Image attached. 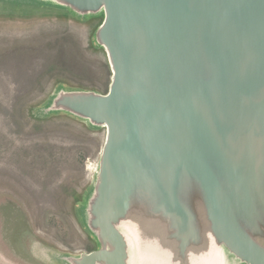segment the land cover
I'll use <instances>...</instances> for the list:
<instances>
[{
    "label": "water",
    "instance_id": "1",
    "mask_svg": "<svg viewBox=\"0 0 264 264\" xmlns=\"http://www.w3.org/2000/svg\"><path fill=\"white\" fill-rule=\"evenodd\" d=\"M55 1L103 11L111 69L105 94L53 102L105 128L88 205L99 247L70 263L128 264L118 225L135 212L188 264L203 212L213 241L264 264V0Z\"/></svg>",
    "mask_w": 264,
    "mask_h": 264
},
{
    "label": "rangeland",
    "instance_id": "2",
    "mask_svg": "<svg viewBox=\"0 0 264 264\" xmlns=\"http://www.w3.org/2000/svg\"><path fill=\"white\" fill-rule=\"evenodd\" d=\"M103 17L55 0H0V264H71L99 247L88 205L105 128L49 106L62 92L108 91L111 69L95 40ZM201 220L205 244L188 264H230ZM118 229L128 264H179L137 213Z\"/></svg>",
    "mask_w": 264,
    "mask_h": 264
},
{
    "label": "trees",
    "instance_id": "3",
    "mask_svg": "<svg viewBox=\"0 0 264 264\" xmlns=\"http://www.w3.org/2000/svg\"><path fill=\"white\" fill-rule=\"evenodd\" d=\"M96 40V39H95ZM96 43H97V45L99 46V47H102V46H100V44H98V42L96 41ZM49 108L50 109H54L53 108V106H49ZM90 123V122H89ZM91 124V126L92 127H98V125H95V124H92V123H90ZM103 145V144H102ZM94 232V231H93ZM94 234H95V232H94ZM95 238H96V240H97V236H95ZM98 241V240H97ZM92 251V250H91ZM231 255V254H230ZM232 256V255H231ZM232 257H234V256H232ZM235 258H233V261H231L230 262V264H236V262H235V260H234ZM231 260H232V258H231ZM215 264H217V262H215ZM219 264V263H218Z\"/></svg>",
    "mask_w": 264,
    "mask_h": 264
},
{
    "label": "bare ground",
    "instance_id": "4",
    "mask_svg": "<svg viewBox=\"0 0 264 264\" xmlns=\"http://www.w3.org/2000/svg\"><path fill=\"white\" fill-rule=\"evenodd\" d=\"M161 242H162V239H161V241H160V239H158L157 244L159 245L160 249H162L161 246L163 247V244Z\"/></svg>",
    "mask_w": 264,
    "mask_h": 264
},
{
    "label": "flooded vegetation",
    "instance_id": "5",
    "mask_svg": "<svg viewBox=\"0 0 264 264\" xmlns=\"http://www.w3.org/2000/svg\"><path fill=\"white\" fill-rule=\"evenodd\" d=\"M263 236H264V235H263ZM263 236H262V237H263Z\"/></svg>",
    "mask_w": 264,
    "mask_h": 264
}]
</instances>
